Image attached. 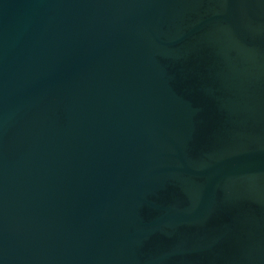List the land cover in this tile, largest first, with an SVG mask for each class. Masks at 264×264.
<instances>
[{"label": "water", "instance_id": "water-1", "mask_svg": "<svg viewBox=\"0 0 264 264\" xmlns=\"http://www.w3.org/2000/svg\"><path fill=\"white\" fill-rule=\"evenodd\" d=\"M0 264H264V0H0Z\"/></svg>", "mask_w": 264, "mask_h": 264}]
</instances>
